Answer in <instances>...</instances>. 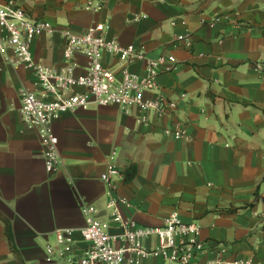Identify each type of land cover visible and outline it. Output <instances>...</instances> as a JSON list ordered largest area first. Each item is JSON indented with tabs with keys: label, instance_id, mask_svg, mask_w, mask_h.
<instances>
[{
	"label": "crops",
	"instance_id": "1",
	"mask_svg": "<svg viewBox=\"0 0 264 264\" xmlns=\"http://www.w3.org/2000/svg\"><path fill=\"white\" fill-rule=\"evenodd\" d=\"M9 2L55 30L31 43L36 63L66 70L63 32L84 34L104 24L121 46L164 58L157 88L145 98L161 97L175 108L159 116L92 105L63 114L53 131L64 166L48 174L38 133L21 118V91L41 94L38 78L14 63L11 50L0 53V213L11 222L20 254L0 219V264L42 263L57 230L85 227L83 205L108 221L109 187L101 180L108 164L122 175L114 184L115 197L128 203L120 207L124 219L157 228L177 212L181 222L201 228L198 240L208 250L191 264H264V0H2ZM8 56L12 63L4 61ZM73 62L77 77L91 64L82 54ZM103 64L119 79L126 67L139 76L146 68L108 54ZM132 164L137 173L127 183ZM110 232L120 233L114 223ZM144 247L155 250L158 240ZM86 248L79 243L75 254ZM143 264L171 263L155 256Z\"/></svg>",
	"mask_w": 264,
	"mask_h": 264
},
{
	"label": "built area",
	"instance_id": "2",
	"mask_svg": "<svg viewBox=\"0 0 264 264\" xmlns=\"http://www.w3.org/2000/svg\"><path fill=\"white\" fill-rule=\"evenodd\" d=\"M88 9L97 11L100 7ZM0 53L7 55L11 50L15 56L14 63L23 65L33 72L42 89L37 95L26 89L21 91V118L24 125L38 133L43 148L45 170L48 174L56 173L63 168V160L59 151V140L53 131V124L63 114L79 109H88L92 105L98 107L116 106L127 112L133 108L143 111H153L159 116L166 115L175 108L174 103H168L159 97L147 100L145 94L157 88V78L164 64V58L151 60L135 46L123 47L116 40L107 37V27L97 24L84 34H76L65 30V58L70 62L66 70L56 72L42 64L36 63L31 43L42 36L54 35V28L46 22L32 21L25 10L14 3H2L0 0ZM184 42V40L179 39ZM186 46L191 44L186 40ZM82 54L91 60L86 74L76 76L78 65L73 58ZM120 58L128 65L144 62L145 74L139 76L124 68L121 78L105 68L103 55ZM5 62L12 63L11 57H5ZM176 63L174 58L169 60ZM261 69V68H259ZM1 70V65H0ZM77 89L83 93L67 95L68 91ZM146 116L139 122L145 123ZM166 135L175 138L182 137L180 131L167 130ZM122 176L112 164H108L101 180L109 190L107 204L108 221L99 220V212L94 206L83 205L81 210L85 219V227L81 229L57 230L56 246L48 245L46 255L40 264H143L144 260L160 256L171 264H191L199 255L208 250L204 242L198 240L201 228L197 224L183 223L177 212L171 213L162 227L148 228L137 222L124 219L120 207L128 203L115 197L114 179ZM112 223L116 224L120 233L110 232ZM156 238L158 248L149 250L144 247L148 239ZM79 243L87 245L85 251L76 255ZM207 264H255L252 261L225 262L216 260Z\"/></svg>",
	"mask_w": 264,
	"mask_h": 264
},
{
	"label": "trees",
	"instance_id": "3",
	"mask_svg": "<svg viewBox=\"0 0 264 264\" xmlns=\"http://www.w3.org/2000/svg\"><path fill=\"white\" fill-rule=\"evenodd\" d=\"M136 173H137V168L134 164H132L125 173V181L127 183L132 182L136 176ZM0 219L5 224L6 236L8 238L10 248L13 251V253L19 257L20 254L15 244L11 222L6 217H4L1 213H0Z\"/></svg>",
	"mask_w": 264,
	"mask_h": 264
}]
</instances>
